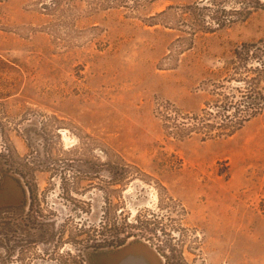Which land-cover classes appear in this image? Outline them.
<instances>
[{
  "label": "rangeland",
  "instance_id": "obj_1",
  "mask_svg": "<svg viewBox=\"0 0 264 264\" xmlns=\"http://www.w3.org/2000/svg\"><path fill=\"white\" fill-rule=\"evenodd\" d=\"M249 1L223 29L209 0L0 1V264H264Z\"/></svg>",
  "mask_w": 264,
  "mask_h": 264
},
{
  "label": "trees",
  "instance_id": "obj_2",
  "mask_svg": "<svg viewBox=\"0 0 264 264\" xmlns=\"http://www.w3.org/2000/svg\"><path fill=\"white\" fill-rule=\"evenodd\" d=\"M0 1H4V0H0ZM150 1L152 2V0ZM197 1L203 2L204 0H197ZM210 1H212L213 5L216 8L215 11H213V13L211 14L212 16L205 14V13H201L198 15L194 14L193 18H195V20H198L201 23H205L206 19L208 18L213 19V22L216 23V25L218 26V29L226 28L230 24L234 23L235 21L232 18L234 14H240L246 17L250 15L251 9L254 8L253 6H251L252 2L249 0H247V2H243L241 0H209V2ZM255 5H259V4L257 3ZM204 10H206V8H204ZM248 53H251V51H249ZM239 55H242V54H239ZM21 177H22V180H24L23 182L24 193L28 195L29 212L31 213V211L32 212L34 211V204L37 198V191L28 182L25 181L24 176H21ZM23 184L21 185L23 186ZM25 208H26V202L21 207V209H25ZM7 225L11 226L10 224H7ZM13 225H15L18 229V226L20 225V223L18 222V220H15ZM125 245H126V238L117 237L115 239H111L108 241L105 240L103 243H100L92 248H94V251L103 250V249L110 250V249H121L125 247Z\"/></svg>",
  "mask_w": 264,
  "mask_h": 264
},
{
  "label": "crops",
  "instance_id": "obj_3",
  "mask_svg": "<svg viewBox=\"0 0 264 264\" xmlns=\"http://www.w3.org/2000/svg\"><path fill=\"white\" fill-rule=\"evenodd\" d=\"M152 251H154V250H152ZM161 261H162V259H161ZM139 262H140V261H139ZM139 262H138V261H135L136 264H138ZM135 263H134V264H135ZM140 263H141V262H140ZM162 263H163V262H162Z\"/></svg>",
  "mask_w": 264,
  "mask_h": 264
}]
</instances>
